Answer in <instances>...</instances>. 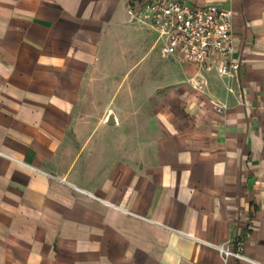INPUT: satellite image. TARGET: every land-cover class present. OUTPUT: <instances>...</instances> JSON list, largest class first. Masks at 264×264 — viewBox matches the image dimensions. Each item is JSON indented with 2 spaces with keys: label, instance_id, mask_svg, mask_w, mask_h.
<instances>
[{
  "label": "crops",
  "instance_id": "obj_1",
  "mask_svg": "<svg viewBox=\"0 0 264 264\" xmlns=\"http://www.w3.org/2000/svg\"><path fill=\"white\" fill-rule=\"evenodd\" d=\"M149 1L0 0V264H264V0L231 1L232 76Z\"/></svg>",
  "mask_w": 264,
  "mask_h": 264
},
{
  "label": "built area",
  "instance_id": "obj_2",
  "mask_svg": "<svg viewBox=\"0 0 264 264\" xmlns=\"http://www.w3.org/2000/svg\"><path fill=\"white\" fill-rule=\"evenodd\" d=\"M221 3L191 4L184 0H150L143 18L165 37L168 46L200 69L209 64L220 75H235L241 69L233 36L234 10ZM217 107L221 106L217 104ZM223 257L257 261L245 254L243 235L218 245Z\"/></svg>",
  "mask_w": 264,
  "mask_h": 264
},
{
  "label": "rangeland",
  "instance_id": "obj_3",
  "mask_svg": "<svg viewBox=\"0 0 264 264\" xmlns=\"http://www.w3.org/2000/svg\"><path fill=\"white\" fill-rule=\"evenodd\" d=\"M143 23L145 24V22H143ZM155 34H157V33L155 32ZM162 45H163V43L160 42L159 45L156 47V49H153L151 51L150 55H157L158 54V51L161 50ZM144 52H145V50H139V51L136 52V55L137 56H141V54H144ZM159 56H160V54H159ZM128 82L129 81H127V84L125 85L126 87L128 86Z\"/></svg>",
  "mask_w": 264,
  "mask_h": 264
},
{
  "label": "water",
  "instance_id": "obj_4",
  "mask_svg": "<svg viewBox=\"0 0 264 264\" xmlns=\"http://www.w3.org/2000/svg\"><path fill=\"white\" fill-rule=\"evenodd\" d=\"M108 122H109V123L115 122V117H114V113H113V112H111V113L109 114Z\"/></svg>",
  "mask_w": 264,
  "mask_h": 264
}]
</instances>
